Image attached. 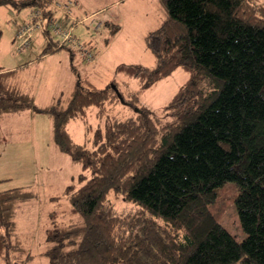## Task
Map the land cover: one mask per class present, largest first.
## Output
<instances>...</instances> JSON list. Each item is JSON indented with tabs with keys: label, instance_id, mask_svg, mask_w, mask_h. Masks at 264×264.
<instances>
[{
	"label": "trees",
	"instance_id": "1",
	"mask_svg": "<svg viewBox=\"0 0 264 264\" xmlns=\"http://www.w3.org/2000/svg\"><path fill=\"white\" fill-rule=\"evenodd\" d=\"M65 1L0 0V6H36L31 22L43 12L52 24L77 23L75 8L67 16L53 7ZM159 2L165 17L145 37L155 65L116 68L137 80L136 89L116 82L99 89L79 77L67 98L38 107L17 69L0 68V121L32 109L46 113L54 148L82 168L63 190L77 219L60 223L50 213L44 251L50 264H264V1ZM42 35L43 56L79 43L73 30L63 45L52 27ZM178 68L189 77L168 103L159 112L144 105L145 91ZM120 102L135 116L109 119L91 146L72 138L71 119L86 116L91 106L102 117ZM3 137L0 130V145ZM227 183L239 189L242 241L211 210ZM112 193L138 209L118 212ZM34 197L32 187L0 191V260L6 264L12 254L32 256L16 238L15 218Z\"/></svg>",
	"mask_w": 264,
	"mask_h": 264
},
{
	"label": "rangeland",
	"instance_id": "2",
	"mask_svg": "<svg viewBox=\"0 0 264 264\" xmlns=\"http://www.w3.org/2000/svg\"><path fill=\"white\" fill-rule=\"evenodd\" d=\"M74 2V14L78 22L65 23L64 20L60 25H72L73 36L79 43L97 49L93 63L84 64L80 55L71 62L68 46L40 59L45 46V37L40 32H36L29 48L18 53L17 47L21 42L17 37L18 32L31 22L37 7L0 6V67L19 69L30 62L28 74H31L30 80L36 79L33 93L37 106L48 105L61 92H65L64 97H68L71 82L77 81L79 77L88 79L99 89L113 82L122 89H136L137 80L118 73L116 68L120 64L155 65V59L145 44V37L165 17V9L159 0ZM58 14L61 12L58 11ZM48 21L50 24L53 22L51 19ZM113 25H116L115 28ZM75 47L74 53H81L77 43ZM74 68L75 71L72 70ZM188 77L189 74L182 68L176 69L145 91L142 95L143 104L159 112ZM98 111V107L91 106L86 116L75 117L69 122V131L77 143L86 142L91 146L94 132L103 129L109 119L126 118L132 114L135 116V112L122 102L108 106L102 117H98ZM27 113L28 118L17 120L8 115L0 121L4 135L0 145V191L32 187L35 193L33 199L21 205L15 218L16 238L32 256L28 258L29 255L24 254L16 258L19 254H12L10 264H50L44 255L45 230L50 227V213L56 212L57 222L60 223L77 219L69 215L70 205L63 190L77 180L82 168L54 148L49 116L33 109ZM238 192L234 183L225 184L217 190V200L211 210L219 222L238 241H242L246 233L241 227L235 205ZM110 199L120 213L127 214L138 209L136 205L125 202L120 195L112 193ZM0 264L6 263L0 260Z\"/></svg>",
	"mask_w": 264,
	"mask_h": 264
},
{
	"label": "built area",
	"instance_id": "3",
	"mask_svg": "<svg viewBox=\"0 0 264 264\" xmlns=\"http://www.w3.org/2000/svg\"><path fill=\"white\" fill-rule=\"evenodd\" d=\"M73 5H75L74 0H66L65 2L54 3L53 7L67 16L70 15ZM36 20L22 26L18 32L17 37L21 39L20 44L17 47L18 53H23L27 48L31 46L32 39L36 32L45 34L47 28L52 27L54 29V34L60 37V40L57 42L58 45H63L66 42H71L73 26H60L59 22L54 24H49L48 18H45L43 21L42 13L35 14ZM51 41V40H49ZM78 47L81 49V57L85 63L93 62L95 59L96 48L94 46H87L85 44L78 43Z\"/></svg>",
	"mask_w": 264,
	"mask_h": 264
},
{
	"label": "crops",
	"instance_id": "4",
	"mask_svg": "<svg viewBox=\"0 0 264 264\" xmlns=\"http://www.w3.org/2000/svg\"><path fill=\"white\" fill-rule=\"evenodd\" d=\"M73 50V51H72ZM97 50V49H96ZM43 51V50H42ZM69 53H70V57H71V62H74V58L76 59L79 55H80V53L78 54L77 52H75L74 53V49L73 48H70L69 49ZM78 54V55H77ZM47 55H49V54H47ZM44 56H46V55H44ZM42 54L40 55V59H42L43 57H44ZM76 56V57H75ZM80 58L82 59V57H81V55H80ZM95 58H96V53H95ZM95 60V59H94ZM82 61H83V59H82ZM94 62V61H93ZM92 62V63H93ZM83 63L84 64H87V63H85L84 61H83ZM29 65H30V62H26L25 63V65H21V67L18 69V68H10V69H7V68H1V69H3V70H6V71H10V70H16L17 69V71H18V73H17V80L19 81V83H20V85L21 86H23V88L24 89H27V90H29V92L33 95V97H34V100H35V95H34V93H33V88H34V86H35V83H36V79H34V81L33 80H30L29 79V77H30V75L31 74H28V70H29ZM73 70V69H72ZM30 72V71H29ZM86 80H88V79H86ZM76 83H77V81L76 80H73L72 82H71V90L68 92V93H70L71 94V92L74 90V87H75V85H76ZM65 92H61L60 94H59V96H63L64 97V94ZM69 94V95H70ZM58 96V97H59ZM58 97H56L54 100H56ZM64 98H67V97H64ZM53 100V101H54ZM52 101V102H53ZM51 102V103H52ZM51 103H49V104H51ZM48 104V105H49ZM47 106V105H46ZM38 107H45V106H38ZM29 110H27V111H25V112H22V113H19V114H9V116H10V118H14V119H17V120H19V118H28V112ZM33 115H34V113H33ZM4 116H8V114L7 115H4ZM12 116V117H11ZM26 116V117H25ZM49 116V115H48ZM4 118V117H3ZM2 118V119H3ZM50 118V117H49ZM1 119V120H2ZM50 121H51V118H50ZM2 128H0V130H1ZM69 129V128H68ZM2 131V130H1ZM70 132V131H69ZM51 134H52V121H51ZM71 134V133H70ZM72 136V135H71ZM51 138H52V136H51ZM73 138V137H72Z\"/></svg>",
	"mask_w": 264,
	"mask_h": 264
}]
</instances>
